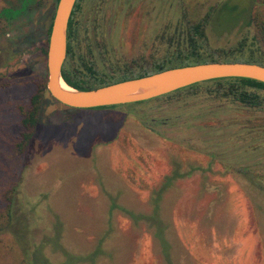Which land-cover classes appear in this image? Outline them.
<instances>
[{"label": "rangeland", "instance_id": "obj_1", "mask_svg": "<svg viewBox=\"0 0 264 264\" xmlns=\"http://www.w3.org/2000/svg\"><path fill=\"white\" fill-rule=\"evenodd\" d=\"M53 2L31 0L8 19L21 0H0V209L15 183L35 217L27 237L24 214L18 232H0V264H264V109L203 91L79 109L47 92L27 151L16 152L18 106L47 79L39 25ZM211 6V47L253 33V0H100L83 20L105 25V71L163 54L182 11L195 19Z\"/></svg>", "mask_w": 264, "mask_h": 264}, {"label": "trees", "instance_id": "obj_2", "mask_svg": "<svg viewBox=\"0 0 264 264\" xmlns=\"http://www.w3.org/2000/svg\"><path fill=\"white\" fill-rule=\"evenodd\" d=\"M29 1L31 2V0H21V6L16 9L5 8L7 11L6 17L10 19L14 17L16 13L26 9ZM53 1L52 15L50 17L46 42L43 47L44 54H46L47 51L51 21L58 0ZM253 5L256 7L254 13H251L250 19L246 21V25L250 24L252 26L253 33L250 36L245 34L233 47L214 48L210 46L207 27L215 12V7L211 6L206 13L195 19L187 18L186 13L182 11L181 14L183 19L179 22V28H177L178 33H174L167 37L168 46L166 47V51L163 54L154 56L153 62L149 67L146 65L141 67L137 59H133L121 65L109 64L104 71L97 67L88 68L85 62H81L84 68L80 67V65L76 66L74 62H71V60L67 58L62 65L61 76L68 86L75 89L86 90L130 78L149 75L173 67L204 62H251L264 66V0H253ZM221 8H226V5L222 4ZM201 91L209 96L225 97L231 100L232 103L243 107L264 109V94H262V92H264V83L249 78L239 77L219 78L192 84L150 100H160L174 96L186 97ZM45 93H47L46 81L43 79L37 82V88L35 92L29 96L27 103L24 106H18L21 118L19 129L14 140V148L18 154H24L27 151L38 128L39 113ZM140 103H143V101L125 104V106ZM116 106L117 105L97 108H113ZM170 181V176L165 177L162 182L163 186L165 187ZM159 199L160 193H157V196L153 199L155 207H157V201ZM114 207L115 203H112L111 209ZM125 212L128 213L131 211L126 210ZM23 214L27 222L23 234L27 237L29 236V231H27V229L34 225L32 221H34L35 217L30 209H22L21 201L16 192V184L13 183L3 195V207L0 209V232L3 230L13 233L18 232L21 229L19 225L20 216ZM153 214L156 221L160 223L155 213ZM138 215V219L140 217L147 220L150 219L149 215L140 213ZM12 226L19 228L13 231ZM17 236L21 237L22 233L20 235L17 234ZM23 249L26 261H32V258L34 259L35 257L33 250L30 252V248H28V250H25V248Z\"/></svg>", "mask_w": 264, "mask_h": 264}, {"label": "water", "instance_id": "obj_3", "mask_svg": "<svg viewBox=\"0 0 264 264\" xmlns=\"http://www.w3.org/2000/svg\"><path fill=\"white\" fill-rule=\"evenodd\" d=\"M76 0H58L46 51V91L57 102L87 109L153 99L192 84L219 78H249L264 83V66L251 62H204L173 67L93 89H75L61 76L68 20Z\"/></svg>", "mask_w": 264, "mask_h": 264}, {"label": "flooded vegetation", "instance_id": "obj_4", "mask_svg": "<svg viewBox=\"0 0 264 264\" xmlns=\"http://www.w3.org/2000/svg\"><path fill=\"white\" fill-rule=\"evenodd\" d=\"M92 1L99 2L100 0H76L74 6L72 8L68 25H67V33H66V56L65 59H70L71 62H74L80 67L81 62H85L86 67L88 68H99L100 65L105 61V57L103 56L105 40L99 41L97 37L105 38L104 27L102 24H99L95 21H90L87 24V20H83L85 14L84 11L88 8ZM52 3L50 7L45 9L43 16L41 18V22L39 25L40 28V36L42 37L43 44L46 42L47 31L49 28L50 17L52 15ZM97 10L95 9V12ZM100 28L97 32L96 29ZM153 52H149L148 56L145 58L143 56L137 58L138 64L143 67L146 65L147 67L153 62ZM64 59V61H65Z\"/></svg>", "mask_w": 264, "mask_h": 264}]
</instances>
